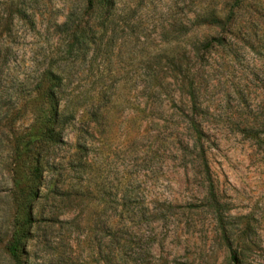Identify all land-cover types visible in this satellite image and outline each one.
<instances>
[{"label":"rangeland","instance_id":"374dc122","mask_svg":"<svg viewBox=\"0 0 264 264\" xmlns=\"http://www.w3.org/2000/svg\"><path fill=\"white\" fill-rule=\"evenodd\" d=\"M11 1L37 13L39 34L16 20L11 69L0 59V264H16L7 245L29 220L20 264H119L112 242L127 235L135 264H233L206 194L205 160L234 249L264 264V48L210 62L194 50L218 35L200 17L234 0H113L104 23L98 0L92 10L87 0H0V14ZM82 13L90 44L60 62L78 116L64 125L65 143L44 152L43 188L32 196L24 146L40 139L42 124L32 82L22 81L67 42L54 25ZM240 15L263 43L264 0H248ZM192 77L198 110L187 94Z\"/></svg>","mask_w":264,"mask_h":264},{"label":"trees","instance_id":"16d2710c","mask_svg":"<svg viewBox=\"0 0 264 264\" xmlns=\"http://www.w3.org/2000/svg\"><path fill=\"white\" fill-rule=\"evenodd\" d=\"M248 0H234L231 8L228 11L214 12L200 17V25L208 29L218 30V35L201 41L194 47L197 60L204 61L205 56L200 53L205 52L207 62L215 61V59L221 58L228 61H233L239 54L243 52H255V54H261L264 45L259 33L247 26L241 18L240 13L243 11L245 3ZM90 9H94V0H87ZM6 8L3 9L0 14V59L4 62L7 68L11 69L12 56L15 55V40L16 20L21 22L29 33V35H38V21L37 13L35 11H27L20 7L19 3L11 1L5 3ZM98 18L102 23L106 22L108 15L114 6L113 0H98ZM88 10V8H87ZM86 10V12H87ZM94 11L92 14L94 15ZM89 19V18H88ZM85 14H81L79 20H74L72 14L67 15L65 22L56 23L54 30L57 33L65 35L67 42L63 48L56 51L52 59L54 63L48 64L40 72L34 73L35 77L33 81H30V76L23 79L22 83L28 84L32 82L29 101L30 107L34 109V115L42 124L41 137L38 141L32 142L29 147L24 146V150L32 155L30 160L32 161V168L30 171V194L32 196H38V193L42 191L44 182V172L49 166V162L45 161L43 156L48 151L56 149L62 146L64 142V125L69 119H76L78 116V109L75 105H72V101H66V72L63 69L60 62H67L72 59L73 55L82 51L84 45L90 44V35L88 34L90 28L87 25ZM53 62V61H52ZM187 94L190 98V103L193 109L198 110L199 107V92L197 79L192 77L191 81L187 84ZM27 98V99H28ZM27 103L21 106L17 111L14 110L10 113V123L23 114L26 110ZM192 111V110H191ZM193 115V114H192ZM190 116V115H187ZM80 117V116H79ZM193 117H195L193 115ZM194 119V118H193ZM195 123L196 119L193 120ZM253 131V129H251ZM251 139L259 141L257 134H249ZM36 146L37 144V147ZM35 147V151L34 150ZM23 150V151H24ZM15 153L19 152L18 146L14 147ZM33 151V152H32ZM19 154V153H17ZM44 154V155H45ZM204 154V152H203ZM205 156V154H204ZM205 182H206V194L210 201L212 213L219 230L223 233V239L227 242L228 252H230L231 261L233 264H247L244 249L237 247L234 249V240L228 236V225L225 222V218L222 211V206L219 205L215 184L211 176L210 168L205 160ZM32 221L18 225L19 227L13 233L11 241L7 245V252L11 258L20 264V255L25 251L28 246V240L30 235V228ZM130 235L126 237L116 238L112 244L116 245L115 260L119 264H135L134 255L135 249L132 247L131 239H128ZM109 242L111 238L107 239ZM156 244V237L152 239V245ZM238 248H240L238 250ZM111 259H108L110 261Z\"/></svg>","mask_w":264,"mask_h":264}]
</instances>
